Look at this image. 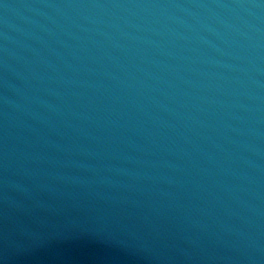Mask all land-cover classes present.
<instances>
[{
    "label": "water",
    "instance_id": "obj_1",
    "mask_svg": "<svg viewBox=\"0 0 264 264\" xmlns=\"http://www.w3.org/2000/svg\"><path fill=\"white\" fill-rule=\"evenodd\" d=\"M0 264H264V0H0Z\"/></svg>",
    "mask_w": 264,
    "mask_h": 264
}]
</instances>
